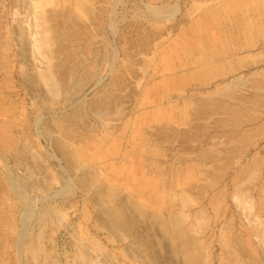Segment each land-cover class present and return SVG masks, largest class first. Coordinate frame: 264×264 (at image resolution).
<instances>
[{"label": "rangeland", "instance_id": "rangeland-1", "mask_svg": "<svg viewBox=\"0 0 264 264\" xmlns=\"http://www.w3.org/2000/svg\"><path fill=\"white\" fill-rule=\"evenodd\" d=\"M0 264H264V0H0Z\"/></svg>", "mask_w": 264, "mask_h": 264}, {"label": "crops", "instance_id": "crops-1", "mask_svg": "<svg viewBox=\"0 0 264 264\" xmlns=\"http://www.w3.org/2000/svg\"><path fill=\"white\" fill-rule=\"evenodd\" d=\"M195 54L196 51L188 49L185 50L182 56L180 53V56H178L177 58H180L179 60L181 62V68L184 69L183 72H173L178 69L176 67L169 68V73L166 74L165 77H163L164 82H162V88H165L166 85H168L169 87L167 88L169 89L168 91H165L164 95L162 94L159 97V100H157V98H153L151 105L157 108L164 107L166 109H168V107L170 108V106H174L175 108H172L174 110H178L179 104L177 105V93H184L188 90V88H193L195 86H207L211 82V77L208 74L207 76L205 75L203 78H201V75L206 74V72L208 71V67L206 65L204 66L203 59H199ZM158 110L159 109H157V111ZM166 115L169 116L168 118L171 122V118H173L171 113H168ZM161 119H163V117Z\"/></svg>", "mask_w": 264, "mask_h": 264}, {"label": "bare ground", "instance_id": "bare-ground-1", "mask_svg": "<svg viewBox=\"0 0 264 264\" xmlns=\"http://www.w3.org/2000/svg\"><path fill=\"white\" fill-rule=\"evenodd\" d=\"M22 29L20 30L21 31V35H20V40H21V44L23 46V49H24V55L25 54H30L32 58H35V54H39L40 57H43L42 55V52H43V43H42V38L40 37L41 35V32L37 31L36 32V37L35 39L32 41L31 40V36L29 35V29L28 30H24L23 29V26H21ZM25 27H26V24H25ZM27 28V27H26ZM32 29V28H31ZM32 32V30H30V33ZM32 35V34H31ZM34 35V36H35ZM39 35V37L37 36ZM45 39V37H44ZM44 54V53H43Z\"/></svg>", "mask_w": 264, "mask_h": 264}]
</instances>
